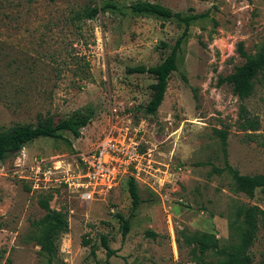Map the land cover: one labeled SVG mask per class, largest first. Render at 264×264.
I'll return each mask as SVG.
<instances>
[{
	"label": "rangeland",
	"instance_id": "1",
	"mask_svg": "<svg viewBox=\"0 0 264 264\" xmlns=\"http://www.w3.org/2000/svg\"><path fill=\"white\" fill-rule=\"evenodd\" d=\"M139 1L205 15L190 29L156 115L145 110L154 77L129 70L162 63L183 28L176 20L132 13L129 6ZM93 7L100 9L96 19L77 17ZM241 42L249 55L261 52L264 0H0V131L93 113L80 138L70 132L40 138L0 161V263L49 264L38 243L39 222L47 214L39 200L51 196V208L69 224L53 264H105L102 237L115 251L110 264H225L218 250L200 254L189 239L210 234L220 248L237 245V209H264V192L251 199L235 191L215 132H228L227 158L234 169L264 172V87L256 83L253 97L242 102L231 85L220 83L246 62L237 52ZM242 106L258 117L259 131H243ZM110 133L137 143L151 175H170L159 189L142 173V204L126 237L118 216L128 219L132 212L131 173L91 203L63 183L79 171L80 154ZM35 162L53 169L49 187L35 190L27 179ZM250 254L253 264H264L262 227Z\"/></svg>",
	"mask_w": 264,
	"mask_h": 264
},
{
	"label": "trees",
	"instance_id": "2",
	"mask_svg": "<svg viewBox=\"0 0 264 264\" xmlns=\"http://www.w3.org/2000/svg\"><path fill=\"white\" fill-rule=\"evenodd\" d=\"M107 9H117L115 4L105 5ZM105 8H102L103 10ZM132 13L138 16H151L164 20H176L183 28L181 36L177 39L170 54L162 63L153 67L139 66L129 70V73L149 74L155 79L151 85V100L146 107L148 115H156L165 100L169 87V80L174 72L178 70L179 56L183 51V46L190 37V29L193 24L205 17L204 14H184L174 12L168 7L149 1H139L129 6ZM100 13L97 7L88 8L77 14L83 20H94ZM237 52L246 60L236 71L224 78H220V83H227L232 86L233 93L240 101L250 99L255 94L256 83L264 87V46L259 54L251 56L245 50L244 44H238ZM241 127L243 131L255 133L260 130L258 117L250 116L245 106L240 107ZM93 118V113L69 118L55 124L52 119L40 121L37 125L25 124L16 125L7 131H0V161H5L15 154L21 152L23 148L40 138H62L61 133L70 132L75 138L81 137V131L86 128ZM216 135L221 138L222 147L225 154V170L234 179V188L237 193L244 194L254 199L258 191L264 192V172L254 175H244L234 169L227 158L228 132L216 130ZM128 190L132 199V212L128 219L119 215L118 218L123 222V237H126L131 230L130 219L135 216V211L142 204L137 181L131 178L128 182ZM51 196L43 197L39 200V205L47 214L40 220L42 234L38 237L41 252L47 257L49 264H53L58 253L57 242L62 234L66 233L69 227L65 214L56 211L50 206ZM236 221L239 222L242 231L240 243L225 248L219 247V242L214 235L203 234L189 239V243L194 245L200 254L206 253L210 248L216 249L225 257V264H253V257L250 254L259 229H264V209L259 206L239 207L236 212ZM150 235H153L149 233ZM88 244V242H85ZM101 244L107 251V261L115 254L109 245L106 237H102ZM95 255V248L92 249ZM1 264V263H0ZM198 264H203L199 262Z\"/></svg>",
	"mask_w": 264,
	"mask_h": 264
},
{
	"label": "built area",
	"instance_id": "3",
	"mask_svg": "<svg viewBox=\"0 0 264 264\" xmlns=\"http://www.w3.org/2000/svg\"><path fill=\"white\" fill-rule=\"evenodd\" d=\"M144 159V155L137 149V143L110 133L95 148L80 154L79 171L71 177L63 178V183L82 202L91 203L108 196L118 187L121 178L129 173L136 181L146 183L142 173L151 174L143 168ZM53 174V169L47 168L45 162H35L30 167L27 179L38 190L49 187ZM162 175H151L156 180L153 185L159 189L168 182V171ZM55 181L59 183V180ZM149 186L157 192L154 186Z\"/></svg>",
	"mask_w": 264,
	"mask_h": 264
}]
</instances>
